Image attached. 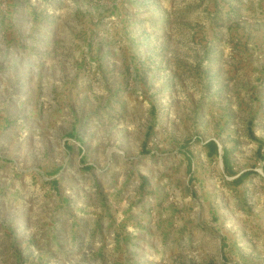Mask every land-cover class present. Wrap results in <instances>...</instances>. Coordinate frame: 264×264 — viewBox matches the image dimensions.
<instances>
[{
  "label": "rangeland",
  "instance_id": "obj_1",
  "mask_svg": "<svg viewBox=\"0 0 264 264\" xmlns=\"http://www.w3.org/2000/svg\"><path fill=\"white\" fill-rule=\"evenodd\" d=\"M0 17V155L32 187L0 180L4 227L27 201L40 238L54 219L68 243L79 218L63 264H264V0H0ZM71 126L92 167L55 193L31 173Z\"/></svg>",
  "mask_w": 264,
  "mask_h": 264
},
{
  "label": "crops",
  "instance_id": "obj_2",
  "mask_svg": "<svg viewBox=\"0 0 264 264\" xmlns=\"http://www.w3.org/2000/svg\"><path fill=\"white\" fill-rule=\"evenodd\" d=\"M19 1L20 0H11V3L16 4ZM12 15L15 16L14 14ZM54 131H56L55 133H60L59 136H57ZM50 133L53 134L48 136V139L46 142L44 141L42 145L44 146V151L47 157L46 162L36 164L37 170L31 173V176L36 178V180L44 181L46 186H48L51 191L56 193L60 187V179L63 176H67V182L69 180H74L75 175H70L68 173L71 163L79 164L83 167V169H90L92 166H90L89 162L86 161L87 153L84 149V138L77 126H71L70 128L63 127L61 129L55 128V130H50ZM210 141L211 140H206L204 142V145L207 147V150L204 153L206 156L212 157L213 153L215 155L219 154V147L217 144V150L215 149L214 152H211L209 150V147L212 148ZM5 144L7 143H4V139L0 137V150L4 148L2 145ZM9 146L7 149L11 151L13 147H11L12 145L10 147ZM223 158V164L226 165L225 168H227V170L231 169V162L227 149L225 150ZM8 164L9 162L6 163L0 155V180L4 181L5 179L10 178V176L19 178V182L16 183L15 186L9 188L8 191H10L12 196L27 197L31 195L32 187L27 183L28 176L26 175L23 178L22 174H20L21 172H19V174L10 173L11 170ZM241 173L242 171L236 173V177ZM13 180L16 181L15 178ZM2 191L5 192L4 187H1V192ZM71 193L74 194V190L71 191L69 190V187H67L64 195L68 196ZM10 195H7L6 198L3 197L1 200L2 204H4L3 202H7ZM23 203L20 202L21 205ZM26 204L28 207L23 208L21 211L25 210L27 212L24 211L25 213H21L19 217L24 223H21L20 221L15 225L7 227H4V223H0V264H63L64 259H66L67 263H69L68 260L70 259L69 257H66L67 252L69 253V250H67L68 247L63 249L61 245L62 240L67 243V239H62L63 234L60 233L61 230L59 231L61 222H55L54 219L49 220L50 223L46 224L44 235H41L42 238H40L39 233L36 230L34 231V224L29 221L32 216L36 215L35 209H32L31 207L33 206L30 207L27 201ZM97 215L99 216V219L95 220V218H93L92 227H95L98 231V228L101 227L100 222L102 217L99 210H97ZM67 221H70L69 225L68 222H66V232L69 235V242L67 244L69 246H72L73 244L76 245V240L79 239V235L81 234L79 218L76 219L72 216L67 218ZM105 227H107L106 223H102L101 229ZM114 236L115 240L118 242L120 237L118 234H114ZM70 261L73 262L72 260Z\"/></svg>",
  "mask_w": 264,
  "mask_h": 264
},
{
  "label": "trees",
  "instance_id": "obj_3",
  "mask_svg": "<svg viewBox=\"0 0 264 264\" xmlns=\"http://www.w3.org/2000/svg\"><path fill=\"white\" fill-rule=\"evenodd\" d=\"M210 144H211V147H212V151L211 152H214L215 149L217 150V148H218L217 147V143L214 140H211ZM224 155H225V149L223 148L222 149V158L224 157ZM223 160H224V158H223ZM224 166H226V165L224 164ZM246 174H247V172H242L239 176H237L236 181H240Z\"/></svg>",
  "mask_w": 264,
  "mask_h": 264
}]
</instances>
